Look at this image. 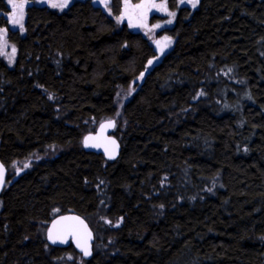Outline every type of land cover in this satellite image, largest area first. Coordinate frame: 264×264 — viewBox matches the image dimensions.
Masks as SVG:
<instances>
[{
  "label": "trees",
  "instance_id": "trees-1",
  "mask_svg": "<svg viewBox=\"0 0 264 264\" xmlns=\"http://www.w3.org/2000/svg\"><path fill=\"white\" fill-rule=\"evenodd\" d=\"M91 2L28 0L8 30L0 264H264V0H167L161 52ZM109 117L113 160L80 141ZM66 211L87 259L45 242Z\"/></svg>",
  "mask_w": 264,
  "mask_h": 264
},
{
  "label": "rangeland",
  "instance_id": "rangeland-1",
  "mask_svg": "<svg viewBox=\"0 0 264 264\" xmlns=\"http://www.w3.org/2000/svg\"><path fill=\"white\" fill-rule=\"evenodd\" d=\"M28 0H15V3L22 4L23 8L17 9L15 12V16L13 15V8L9 0H6L7 11L4 12L2 16V21L4 20V24H0V34H4L6 30V34L4 35V39L6 40V46L4 45V41H0V56L5 60L8 66H12L14 56H15V48L12 43L8 40L7 34L8 30H17L18 32H22L23 30V22H24V7L25 3ZM43 2L44 0H40ZM71 0H67L70 2ZM93 3L97 5H101L102 10L107 14L111 15L110 11V0H91ZM121 7L120 11L117 14H114L112 17L118 24H124L127 28L140 32L144 35L148 41L152 44L153 47L157 49H161V47L165 46L166 38L162 36V33L159 34L161 28L166 25H170L173 21V12L169 10L167 6V0H120ZM181 3H186L189 6H193L197 3V0H180ZM108 3V4H107ZM64 4V0H49V7L55 9L57 11H64L67 7L60 5ZM57 5V6H53ZM140 5L141 7H136ZM7 15V16H6ZM13 19H18L20 23L13 24ZM8 20V21H7ZM8 24V25H7ZM22 24V28L21 25ZM8 26V27H7ZM160 29V30H159ZM159 34V35H158ZM161 42V43H160ZM160 46V47H159ZM0 208H1V200H0ZM82 257V256H81Z\"/></svg>",
  "mask_w": 264,
  "mask_h": 264
},
{
  "label": "water",
  "instance_id": "water-1",
  "mask_svg": "<svg viewBox=\"0 0 264 264\" xmlns=\"http://www.w3.org/2000/svg\"><path fill=\"white\" fill-rule=\"evenodd\" d=\"M115 120L106 118L101 120L96 128L82 136L81 144L84 150L101 153L105 159H115L120 150L118 139L113 134ZM3 166V177L0 179V193L5 186L7 168ZM67 218V219H65ZM45 240L51 246L64 247L72 244L82 258H89L92 254L94 234L86 219L73 211L54 215L45 228Z\"/></svg>",
  "mask_w": 264,
  "mask_h": 264
},
{
  "label": "snow or ice",
  "instance_id": "snow-or-ice-1",
  "mask_svg": "<svg viewBox=\"0 0 264 264\" xmlns=\"http://www.w3.org/2000/svg\"><path fill=\"white\" fill-rule=\"evenodd\" d=\"M9 2L11 3V5H12V8H13V15L15 16V12H16V10L19 8V9H21L22 10V8H23V5L22 4H17V3H15V0H9ZM66 4H67V0H64V4L63 5H60L61 7H63V6H66ZM54 7L55 6H57V5H53ZM136 7H141L140 5H137ZM193 7H195V2L193 3ZM12 23L13 24H18V23H20V21L18 20V19H13V21H12ZM21 26V28H22V24L20 25ZM6 34V30H5V32H4V34H0V41H4V45L6 46V40L4 39V35ZM3 166L2 165H0V179H2V177H3ZM65 219H67V218H65Z\"/></svg>",
  "mask_w": 264,
  "mask_h": 264
},
{
  "label": "bare ground",
  "instance_id": "bare-ground-1",
  "mask_svg": "<svg viewBox=\"0 0 264 264\" xmlns=\"http://www.w3.org/2000/svg\"><path fill=\"white\" fill-rule=\"evenodd\" d=\"M134 1V0H133ZM91 3H93V1L91 2ZM95 4V3H94ZM108 4V3H107ZM111 5V4H110ZM101 6V5H100ZM121 10V9H120ZM119 10V11H120ZM8 12V11H7ZM7 16V15H6ZM8 21V20H7ZM8 25V24H7ZM8 27V26H7ZM162 29V28H161ZM160 30V29H159ZM159 35V34H158ZM160 47V46H159ZM164 47H166V46H164ZM162 48V47H161ZM160 51V50H159ZM169 51V50H168ZM161 52V51H160ZM164 54V53H163ZM159 55V54H158ZM110 118V117H109ZM92 131V130H91ZM80 141H81V139H80ZM82 146V145H81ZM83 148V147H82ZM84 150V149H83ZM3 162V161H2ZM4 164V163H3ZM5 165V164H4ZM8 174V173H7ZM6 183V182H5ZM67 212V211H66ZM53 215H55V214H53ZM51 219V218H50ZM45 238V237H44ZM45 242H46V240H45ZM75 252H77V251H75ZM80 254V253H79Z\"/></svg>",
  "mask_w": 264,
  "mask_h": 264
},
{
  "label": "flooded vegetation",
  "instance_id": "flooded-vegetation-1",
  "mask_svg": "<svg viewBox=\"0 0 264 264\" xmlns=\"http://www.w3.org/2000/svg\"><path fill=\"white\" fill-rule=\"evenodd\" d=\"M164 38H166L165 36H163ZM167 39V38H166ZM161 43V42H160ZM165 43V42H164ZM165 45H168V43H165ZM164 48V46L161 48V49H163ZM161 49H159L160 51H161ZM158 50V51H159Z\"/></svg>",
  "mask_w": 264,
  "mask_h": 264
}]
</instances>
